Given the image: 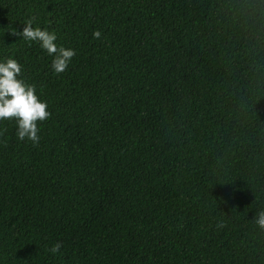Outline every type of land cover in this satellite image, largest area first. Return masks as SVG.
<instances>
[{
    "label": "trees",
    "instance_id": "1",
    "mask_svg": "<svg viewBox=\"0 0 264 264\" xmlns=\"http://www.w3.org/2000/svg\"><path fill=\"white\" fill-rule=\"evenodd\" d=\"M6 58L50 115L0 121V264H264V0H0Z\"/></svg>",
    "mask_w": 264,
    "mask_h": 264
},
{
    "label": "clouds",
    "instance_id": "2",
    "mask_svg": "<svg viewBox=\"0 0 264 264\" xmlns=\"http://www.w3.org/2000/svg\"><path fill=\"white\" fill-rule=\"evenodd\" d=\"M26 41L36 42L50 57V67L55 73L64 71L75 51L71 48L58 46L56 33L39 26H33L28 20L18 33ZM94 38H99L101 32L94 30ZM21 65L14 58L0 60V121L12 119L15 122V136L18 140L38 142L37 121L43 122L50 113L47 103L36 95L35 87L20 79ZM254 223L264 230V209L256 213ZM61 245L57 241L48 251L52 255L59 253Z\"/></svg>",
    "mask_w": 264,
    "mask_h": 264
}]
</instances>
